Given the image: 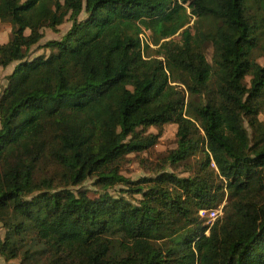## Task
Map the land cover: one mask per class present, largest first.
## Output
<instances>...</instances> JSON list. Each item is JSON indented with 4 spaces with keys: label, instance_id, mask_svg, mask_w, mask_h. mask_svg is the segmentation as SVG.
I'll return each mask as SVG.
<instances>
[{
    "label": "trees",
    "instance_id": "trees-1",
    "mask_svg": "<svg viewBox=\"0 0 264 264\" xmlns=\"http://www.w3.org/2000/svg\"><path fill=\"white\" fill-rule=\"evenodd\" d=\"M0 22V68L16 64L0 94L1 257L264 264V0H0ZM166 125L177 147L127 179ZM181 165L188 177L167 171ZM89 180L97 198L74 190Z\"/></svg>",
    "mask_w": 264,
    "mask_h": 264
},
{
    "label": "rangeland",
    "instance_id": "rangeland-1",
    "mask_svg": "<svg viewBox=\"0 0 264 264\" xmlns=\"http://www.w3.org/2000/svg\"><path fill=\"white\" fill-rule=\"evenodd\" d=\"M81 18H85V14H82ZM71 25H72L71 21H67L58 29V31H52L49 29L45 30L44 38L41 42V46L35 48L33 51L34 56L48 55L49 50L45 49L43 45L50 40H60L69 31ZM11 31H12L11 24L0 22V44H5L9 41L11 37ZM146 37L147 39H149L148 35H146ZM175 40L180 41V36L175 37ZM206 54L208 60L211 62L213 55V48L209 45L206 46ZM257 58L259 63L264 64L263 53L259 54ZM15 65L16 64L14 63L8 68H0V94L7 86L8 83L7 78L13 72ZM260 119L261 121L264 122V115H262ZM148 133L159 135L158 144L154 148L142 153L141 155L138 154L129 155L128 161L126 165L123 167L122 174L131 181H139L146 177H153L152 171L150 170V166L147 167L144 162L146 161L152 165L157 164L177 147L176 125H166L161 129L152 127L148 130ZM198 159H199L198 156L193 157L189 162L190 166L197 168L196 164ZM186 168L187 166H182V165L178 166L177 168L168 167L167 171L175 172L177 176L184 178L190 175V172H187L188 169ZM123 187H124L123 185H120L117 188L110 190V193L113 196H120L121 193L120 191L124 189ZM74 190L77 192L81 191L83 193H87L92 198H97L101 194V192L93 186V180H89L85 182L81 186L74 188ZM125 197H127V199L131 201H136V199L140 198V196L135 195L133 197L129 194H127ZM223 204H225V202ZM209 210H216V212L220 214V210L218 209H209ZM5 234H6V230L0 224V240H3L5 238ZM0 264H22V263H21V259L19 258L11 261H6L3 257L0 256Z\"/></svg>",
    "mask_w": 264,
    "mask_h": 264
},
{
    "label": "built area",
    "instance_id": "built-area-1",
    "mask_svg": "<svg viewBox=\"0 0 264 264\" xmlns=\"http://www.w3.org/2000/svg\"><path fill=\"white\" fill-rule=\"evenodd\" d=\"M141 39L143 42L148 40L146 34H142ZM200 214L202 217L207 219V224L210 225H212L220 215L219 213L216 212V210H206V211H202Z\"/></svg>",
    "mask_w": 264,
    "mask_h": 264
}]
</instances>
